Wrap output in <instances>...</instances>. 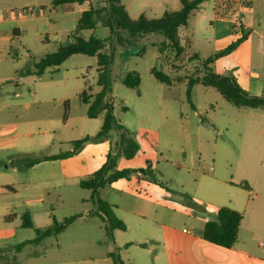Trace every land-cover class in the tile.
Segmentation results:
<instances>
[{
  "label": "rangeland",
  "instance_id": "1",
  "mask_svg": "<svg viewBox=\"0 0 264 264\" xmlns=\"http://www.w3.org/2000/svg\"><path fill=\"white\" fill-rule=\"evenodd\" d=\"M52 1L0 0V12L33 10L24 18L14 17L19 35H12L7 26L0 30V79L7 81L0 87V104L20 101L28 87L39 88L32 76L19 77L18 73L68 44L81 12L89 4L95 8L105 6V0L58 7H52ZM172 2L121 0L132 20L139 16L159 18L171 9ZM210 7L209 2L201 13L203 18L194 14L186 27L179 28L181 46L183 35L192 42L189 49L179 54L164 47L166 39L159 33H142L131 39L127 29L111 34L101 23H97L94 31L81 32L85 39L91 35L99 39L101 50L111 58L107 74L113 116L139 145L138 153L129 160L124 158L117 168L135 166L142 171L148 160L158 184L144 179L137 181L132 176L98 190L99 198L110 203L115 217L125 224V230L115 229L111 233L108 223L95 215L96 206L89 190L76 186L68 192L42 191L47 195L43 204H21L18 210L19 214L31 211L37 228H45L53 220L62 222L77 215L81 218H76L58 236L48 237L38 245H27L20 251L16 246L32 240L35 234L17 224L14 237L0 240V264H112L110 253L118 254L124 264L128 261L148 264L154 248L147 255L137 243L146 241L147 233L156 230L155 225L158 229L169 225L175 232L185 229L194 234L192 229L200 221L215 219V207L264 202V111L235 107L214 88L202 84L192 88L191 102L186 98L188 80L201 75L192 53L201 58L215 53L211 45ZM245 18L237 16L236 26L245 23ZM242 31L239 27L234 41L240 39ZM248 38L251 43L243 45ZM214 66L215 73L231 75L241 87L237 74L247 79L250 72H256L264 80V23L250 29L233 51L215 60ZM152 68L169 75L172 84L157 82ZM129 72L138 75L137 88L123 85V76ZM42 78V82L53 79L58 95L64 84L66 87L77 84V90L73 86L69 95L72 104L78 106L75 112L89 120L86 106L72 98L99 92L96 56L73 55L60 66L46 69ZM253 96H264V89ZM102 116L99 115L98 122ZM57 193L66 194L67 198L58 200ZM194 213L198 215L197 221L192 217ZM129 242L133 245L126 249L123 245Z\"/></svg>",
  "mask_w": 264,
  "mask_h": 264
},
{
  "label": "crops",
  "instance_id": "2",
  "mask_svg": "<svg viewBox=\"0 0 264 264\" xmlns=\"http://www.w3.org/2000/svg\"><path fill=\"white\" fill-rule=\"evenodd\" d=\"M209 2L211 4L210 34L213 36L211 45L215 53L238 38L235 33L239 27H242L247 34L255 25L264 23V0H250L249 3L243 0H208L194 14L203 18L201 13L205 11V6ZM180 7V0H173L171 9L167 11H178ZM239 15H245L246 18L245 23H240L237 27L234 20ZM15 23H17L15 20L4 21L0 30L7 26L12 35H19ZM181 40L183 42L188 40L192 45L186 35H183ZM250 43L248 38L243 45ZM226 64L229 66L228 63ZM212 67L213 70L216 68L214 63ZM43 74L40 77L26 75L32 76L34 85H39V88L32 90L28 87L26 93H21L23 97L20 101L0 104V240L11 239L15 236L17 224L21 226L23 214H19L18 211L21 204L25 206L43 204L47 195L42 191L46 189H61L68 192L79 186L80 180L91 175L104 164L110 150L109 140L87 143L79 152L67 158L42 161L31 167L25 166L24 161L27 158L53 156L71 151V142L86 135H95L103 120V116L101 122H98L99 116L94 119L88 118L87 105L83 104L76 95L72 100L80 101L86 106L85 115L89 120H85L75 112L78 106L72 104L69 92L72 93L73 86L77 90V84L70 87L64 84L58 95L53 79L42 82ZM236 76L243 89L251 95H258L264 89V80H261L256 72H250L247 79H243L238 74ZM5 82L7 81L0 79V87ZM65 101L68 103V117L63 122ZM112 141H115V136ZM123 159L119 158L117 165L123 164ZM147 163L150 162L147 160ZM135 168L134 166L133 169ZM24 170L28 172L24 173ZM136 180L141 179L136 178ZM65 197L67 198L66 194H56L58 200ZM220 207L227 206L213 208L214 215ZM228 208L242 216L237 240L228 249L213 245L201 237L206 220L200 221V225L192 229L194 234L185 229L182 232H175L169 225H161L158 229L155 225L156 230L147 233L146 241L137 244L147 255L154 248V254L148 264H264V202L260 205L254 202H249L248 206L229 205ZM25 213L30 216L31 222L37 228L32 212ZM192 215L194 220L199 219L196 213ZM132 245L133 243L129 242L123 246L129 249Z\"/></svg>",
  "mask_w": 264,
  "mask_h": 264
},
{
  "label": "trees",
  "instance_id": "3",
  "mask_svg": "<svg viewBox=\"0 0 264 264\" xmlns=\"http://www.w3.org/2000/svg\"><path fill=\"white\" fill-rule=\"evenodd\" d=\"M90 0H53L51 6L58 7L69 4H83ZM208 0H180L181 7L178 11H167L161 17L156 19H146L139 16L138 19L132 20L121 0H105V6L95 8L89 4V8L82 11L77 21L74 32L71 34L70 42L64 46H60L55 52L45 55L38 61L32 63L30 67L18 73V76L34 75L40 77L46 69L56 68L73 55L96 56L98 78L96 85L100 87L96 94L81 93L79 96L81 102L87 105L86 115L90 119L97 118L103 114V120L99 131L93 136H84L81 139L71 142L72 150L53 156H42L38 158L26 159L25 166L31 167L42 161H50L67 158L79 152L87 143H99L102 141H110V150L106 155L104 164L94 173L79 181L78 185L81 189L91 192V200L96 206L95 215H99L108 223V229L111 233L115 229L125 230V224L117 219L113 213V206L102 200L98 196V190L109 186L112 183L129 179L135 175L138 180L144 179L150 183L158 184L155 172L151 168L150 163L146 164V168L142 171L136 169H117V161L119 158L131 159L139 151L137 141L131 137L129 132L123 128L113 116V107L109 98V80L108 69L111 58L101 50L102 44L94 35L85 39L81 36L83 31H94L97 23L108 28L111 34H116L119 29H127L131 39L138 37L142 33H159L166 39L165 48L173 49L176 54L183 49H189V41L185 40L184 45H180L178 35L179 28L186 27L187 23L200 6ZM249 3L250 0H243ZM240 39L232 42L223 50L213 54L211 57L202 59L195 53H192V59L198 61L201 75L196 78H190L186 85V98L191 102L192 88L197 84L214 88L219 95L230 102L235 107L257 109L264 111V96H253L245 91L231 75H219L213 70V63L220 58L233 51L236 46L245 39L246 31H242ZM119 41V39L117 38ZM154 79L164 85H171V77L156 68L151 69ZM122 83L128 88H137L139 85V77L135 72L126 73L123 76ZM91 91V87L88 88ZM64 110L62 121H66L68 117V103L63 104ZM193 107V106H192ZM113 136L115 141L113 142ZM192 204L190 203V206ZM76 218L81 216H71L65 218L62 222L53 220L52 224L45 228H35L30 220V216L25 213L21 218V227L32 229L35 237L16 246V250L20 251L27 245H38L44 239L51 236H58L68 225ZM242 216L237 211L228 207H220L214 220H209L204 224L201 237L216 246L222 248H230L237 240V233L241 223ZM113 258L112 264H124L118 254L110 253Z\"/></svg>",
  "mask_w": 264,
  "mask_h": 264
},
{
  "label": "built area",
  "instance_id": "4",
  "mask_svg": "<svg viewBox=\"0 0 264 264\" xmlns=\"http://www.w3.org/2000/svg\"><path fill=\"white\" fill-rule=\"evenodd\" d=\"M40 12H41V9H40ZM32 13H33V10L30 8H25L24 10H20V11L8 10V11L0 12V23L4 21L14 20L15 19L14 17L21 19Z\"/></svg>",
  "mask_w": 264,
  "mask_h": 264
}]
</instances>
